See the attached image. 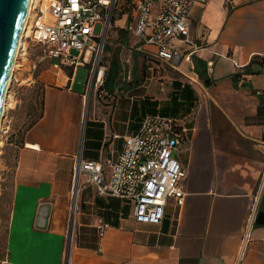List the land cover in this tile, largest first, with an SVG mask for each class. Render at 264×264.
<instances>
[{
	"label": "crops",
	"instance_id": "0c3cea01",
	"mask_svg": "<svg viewBox=\"0 0 264 264\" xmlns=\"http://www.w3.org/2000/svg\"><path fill=\"white\" fill-rule=\"evenodd\" d=\"M130 9L115 27L119 45L132 48L131 77L117 76L85 120V89L75 90L71 68L45 84L41 115L18 147L5 264H264V224L256 223L264 210V0L196 5L193 44L172 43L183 55L178 64L157 58L155 47L132 33ZM146 114L184 129L174 154L187 173L183 205L171 198L160 224L140 223L130 200L81 179L72 214L79 151L102 161L108 175L107 162ZM42 204L49 212L39 227Z\"/></svg>",
	"mask_w": 264,
	"mask_h": 264
},
{
	"label": "built area",
	"instance_id": "2783aa9c",
	"mask_svg": "<svg viewBox=\"0 0 264 264\" xmlns=\"http://www.w3.org/2000/svg\"><path fill=\"white\" fill-rule=\"evenodd\" d=\"M110 2L49 0L43 6V3L37 5L34 1L24 37L48 50L51 67L56 73L69 67L73 78L79 65L93 62L88 75V93L94 90L99 95L106 93V66L100 64L99 59L110 29ZM207 2L208 0H130V30L144 44L155 47L157 58L178 64L183 55L172 43L182 40L193 44L191 15L196 5ZM98 22L103 24L101 35L95 34V24ZM23 49L22 45L19 53ZM72 50H77L78 53L73 55ZM191 57L192 52L184 56L187 61ZM207 66L211 67L212 62L208 61ZM126 73L127 78H130V71ZM14 76L13 73L12 79ZM183 131L170 117L146 114L138 131L123 137L122 149L117 159L107 162L108 175L102 161L84 159L80 150L73 168L72 214L76 208L77 186L83 179L84 184H93L100 194L130 200L137 222L160 224L165 217V205L169 199L172 198L178 206L184 203L183 183L187 173L174 155Z\"/></svg>",
	"mask_w": 264,
	"mask_h": 264
},
{
	"label": "rangeland",
	"instance_id": "374dc122",
	"mask_svg": "<svg viewBox=\"0 0 264 264\" xmlns=\"http://www.w3.org/2000/svg\"><path fill=\"white\" fill-rule=\"evenodd\" d=\"M49 0H35V4L46 6ZM111 12L109 20L111 29L108 31L101 50L100 64L106 66L104 73L105 89L112 92L118 85L115 79L125 77L127 68L126 59L131 57V46L119 45L116 36V21L127 13L129 0H110ZM103 24H95V34H102ZM26 36V35H25ZM24 36V37H25ZM23 51L17 58L14 78L12 79L7 96V108L3 118L2 131L0 133V264H5L6 250L5 241L7 233V222L11 207V196L14 185L15 166L19 154L18 147L24 143L26 129L31 122L41 114V100L45 90V84L54 83L65 78L62 71L56 73L51 67V60L48 57V50L30 40L23 38ZM71 53L76 55L77 50ZM114 62H117L122 70V75H118V69ZM139 60L137 59V62ZM93 63V62H92ZM83 64L77 67L75 73V90L84 91V97L89 90V69L93 64ZM108 77V78H107ZM58 79V80H57ZM102 94L91 90L88 95L87 114H90L93 103L102 101ZM84 97L81 99V107L84 110ZM216 115H214V120ZM177 148L174 150L176 154ZM75 207V206H74ZM69 225L68 242L71 241L74 234L72 219Z\"/></svg>",
	"mask_w": 264,
	"mask_h": 264
},
{
	"label": "water",
	"instance_id": "95a60500",
	"mask_svg": "<svg viewBox=\"0 0 264 264\" xmlns=\"http://www.w3.org/2000/svg\"><path fill=\"white\" fill-rule=\"evenodd\" d=\"M30 1L0 0V123L3 118L4 96L16 59L18 41L29 12ZM195 65L198 71H205L199 66L198 59H195ZM88 95L87 92L84 100V120L87 116ZM48 212V205L42 204L38 212L37 226L45 225ZM256 223L264 224V210H259L257 213Z\"/></svg>",
	"mask_w": 264,
	"mask_h": 264
},
{
	"label": "bare ground",
	"instance_id": "6f19581e",
	"mask_svg": "<svg viewBox=\"0 0 264 264\" xmlns=\"http://www.w3.org/2000/svg\"><path fill=\"white\" fill-rule=\"evenodd\" d=\"M34 1L35 0H31L30 1L29 12H28L26 21H25L24 26H23V30L21 32V35H20V38H19V41H18V48H17V53H16V59H15L14 64H13V68H12V71H11V75H10L9 82L7 84V88H6V92H5V96H4V102H3V118L5 116L6 108H7L8 88H9V85H10V83L12 81L13 73H14L15 68H16L17 57L19 56V52H20L21 46L23 45V38L27 34L26 33L27 22H28L29 15L31 13V7H32ZM106 2H110V1L109 0H106ZM3 118H2L1 123H0V133H1V126H2V122H3Z\"/></svg>",
	"mask_w": 264,
	"mask_h": 264
},
{
	"label": "trees",
	"instance_id": "16d2710c",
	"mask_svg": "<svg viewBox=\"0 0 264 264\" xmlns=\"http://www.w3.org/2000/svg\"><path fill=\"white\" fill-rule=\"evenodd\" d=\"M108 78V77H107ZM106 86V85H105ZM105 95H107V94H105ZM100 97V96H99ZM42 106H43V98H42V100H41V108H42ZM41 115V114H40ZM40 115H39V117H40ZM38 117V118H39ZM38 118L37 119H35L33 122H31L30 124H29V126L27 127V129L26 130H28L30 127H32L33 125H34V123H36V121L38 120ZM183 138V137H182Z\"/></svg>",
	"mask_w": 264,
	"mask_h": 264
}]
</instances>
